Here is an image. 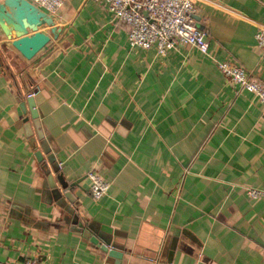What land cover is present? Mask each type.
<instances>
[{
    "label": "crops",
    "instance_id": "0c3cea01",
    "mask_svg": "<svg viewBox=\"0 0 264 264\" xmlns=\"http://www.w3.org/2000/svg\"><path fill=\"white\" fill-rule=\"evenodd\" d=\"M191 2L209 57L130 47L96 0H66L30 59L0 32L1 261L264 264V199L244 190L264 191V111L215 65L264 83V0Z\"/></svg>",
    "mask_w": 264,
    "mask_h": 264
},
{
    "label": "built area",
    "instance_id": "2783aa9c",
    "mask_svg": "<svg viewBox=\"0 0 264 264\" xmlns=\"http://www.w3.org/2000/svg\"><path fill=\"white\" fill-rule=\"evenodd\" d=\"M47 14L53 15L66 0H28ZM102 1L110 18L126 26V41L130 47L153 48L157 54H164L178 43L197 49L209 57L204 31L197 27L193 18L191 0H96ZM256 45L264 51V26L253 35ZM218 70L239 88L254 94L264 111V83L250 77L238 65L226 61L215 62ZM36 89L27 97H32ZM88 190L92 199L100 198L108 183L102 181L93 171H88ZM245 194L251 199H264V191L245 187ZM0 264H44L33 258Z\"/></svg>",
    "mask_w": 264,
    "mask_h": 264
},
{
    "label": "water",
    "instance_id": "95a60500",
    "mask_svg": "<svg viewBox=\"0 0 264 264\" xmlns=\"http://www.w3.org/2000/svg\"><path fill=\"white\" fill-rule=\"evenodd\" d=\"M40 29H44L41 31ZM0 32L5 41L23 58H32L50 38L57 36V27L53 16L45 13L28 0H1L0 1ZM30 109L33 108L32 98L27 99ZM39 157V152L34 154ZM70 193L63 196L70 201ZM97 242L96 239H90ZM107 250L106 245H101ZM108 255L119 258V251L108 249Z\"/></svg>",
    "mask_w": 264,
    "mask_h": 264
}]
</instances>
